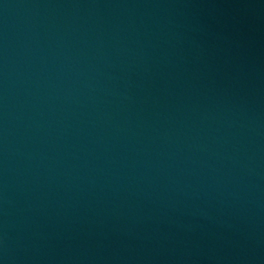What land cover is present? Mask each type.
Returning a JSON list of instances; mask_svg holds the SVG:
<instances>
[{
  "label": "water",
  "instance_id": "obj_1",
  "mask_svg": "<svg viewBox=\"0 0 264 264\" xmlns=\"http://www.w3.org/2000/svg\"><path fill=\"white\" fill-rule=\"evenodd\" d=\"M0 264H264V0H0Z\"/></svg>",
  "mask_w": 264,
  "mask_h": 264
}]
</instances>
